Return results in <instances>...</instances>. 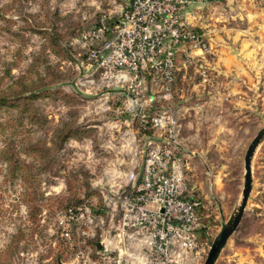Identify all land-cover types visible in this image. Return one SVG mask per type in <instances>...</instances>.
I'll return each mask as SVG.
<instances>
[{"label": "rangeland", "instance_id": "1", "mask_svg": "<svg viewBox=\"0 0 264 264\" xmlns=\"http://www.w3.org/2000/svg\"><path fill=\"white\" fill-rule=\"evenodd\" d=\"M127 3L0 0V264H76L57 221L82 203L103 222L74 232L80 264H147L145 248L130 243L141 235L129 228L117 242L122 252L105 246L119 224L112 198L130 188L128 172L139 179L147 135L171 151L210 224L177 264L204 263L238 201L246 150L264 127V0L191 9L189 21L210 49L181 52L170 98L152 84L157 98L146 109L122 106L125 83L103 80L79 39L101 14L116 20ZM142 113H164V125L144 129ZM171 125L173 140L165 138ZM215 264H264V140L242 219Z\"/></svg>", "mask_w": 264, "mask_h": 264}, {"label": "built area", "instance_id": "2", "mask_svg": "<svg viewBox=\"0 0 264 264\" xmlns=\"http://www.w3.org/2000/svg\"><path fill=\"white\" fill-rule=\"evenodd\" d=\"M209 1L212 0H128L116 20L103 13L94 25L80 31L86 59L101 78L125 83L122 106L153 107L157 97L148 92L152 84L159 85L160 97L169 99L178 55L184 52L191 57V52L204 55L209 51L206 33L189 21L191 5ZM165 119L164 113L140 115L144 129L162 126ZM174 127L171 125L166 139L175 138ZM144 153L139 179L134 171L128 172L130 188L112 198L119 213L118 229L129 228L145 238L147 264H177L182 253L203 243V205L188 192L170 150L155 144L147 135ZM98 224L100 218L88 203L68 207L59 215L60 240L68 251L75 250L76 264L84 254L74 232H85Z\"/></svg>", "mask_w": 264, "mask_h": 264}, {"label": "water", "instance_id": "3", "mask_svg": "<svg viewBox=\"0 0 264 264\" xmlns=\"http://www.w3.org/2000/svg\"><path fill=\"white\" fill-rule=\"evenodd\" d=\"M264 140V127L254 136L244 156V180L238 201L219 232L213 238L203 264H215L229 237L237 230L252 187V160L258 145Z\"/></svg>", "mask_w": 264, "mask_h": 264}, {"label": "crops", "instance_id": "4", "mask_svg": "<svg viewBox=\"0 0 264 264\" xmlns=\"http://www.w3.org/2000/svg\"><path fill=\"white\" fill-rule=\"evenodd\" d=\"M212 1H213V2H218V1H220V3H221V2H223V1L230 2L231 0H212ZM200 5H201V4H197V3L192 4L191 7H190V9H189V11H190L191 9H195V8H197V6H200ZM125 176H126V175H125ZM99 217H101V216H99ZM102 222H103L102 219H100V224H102ZM201 225L204 226V227H203V230H204L205 228H209V227H210V224H209V223H208V224L205 223V221H204L203 218H201ZM125 229H128V228L120 229V231H119V229L116 230V232L113 234L112 238L109 239V240H107L105 246L108 247L110 250H114L115 252H116V250H118L119 252H122V249H121V247H120V244H118L117 242H118V240L120 239V237H122V236H124L125 234H127V232H126ZM137 239H138V241L130 242V243H131V246L134 247L135 249H140L141 247H144V248H145V256H144V258H145V260H146V241H145V238H144V237H140V238H137ZM104 240H105V239H104ZM102 242H103V241H102ZM100 246H101V243L98 244V247H100ZM145 262H146V261H145Z\"/></svg>", "mask_w": 264, "mask_h": 264}, {"label": "trees", "instance_id": "5", "mask_svg": "<svg viewBox=\"0 0 264 264\" xmlns=\"http://www.w3.org/2000/svg\"><path fill=\"white\" fill-rule=\"evenodd\" d=\"M142 124V123H141ZM141 127H142V125H141ZM148 130V129H147ZM94 213H95V211H94Z\"/></svg>", "mask_w": 264, "mask_h": 264}]
</instances>
